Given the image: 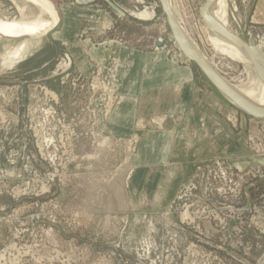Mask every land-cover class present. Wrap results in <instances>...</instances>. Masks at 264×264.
Segmentation results:
<instances>
[{"label": "rangeland", "instance_id": "374dc122", "mask_svg": "<svg viewBox=\"0 0 264 264\" xmlns=\"http://www.w3.org/2000/svg\"><path fill=\"white\" fill-rule=\"evenodd\" d=\"M46 1L58 17L51 31L32 40L0 38V63L22 57L0 76V264H240L225 249L228 225L242 210L233 226L241 256L264 264V120L237 108L184 55L160 0ZM207 1L169 5L224 79L254 87L261 80L256 64L233 59L232 46L212 41L201 13ZM219 7L221 23L264 51V0H219ZM40 19H52L43 6L0 0V24ZM21 45L29 51L16 57ZM103 46L112 51L98 61ZM122 47L195 65L199 103L212 110L214 137H225V145H213L211 162L193 165L179 199L147 215H131L121 203L142 135L164 130L168 120H138L128 138L109 130L120 101L109 76ZM206 219L217 237L205 230Z\"/></svg>", "mask_w": 264, "mask_h": 264}, {"label": "crops", "instance_id": "0c3cea01", "mask_svg": "<svg viewBox=\"0 0 264 264\" xmlns=\"http://www.w3.org/2000/svg\"><path fill=\"white\" fill-rule=\"evenodd\" d=\"M100 49L103 58L97 60L103 61L112 50L107 46ZM113 58L109 80L120 101L108 120L112 134L128 138L138 120H168L164 130L142 135L121 203L131 215H147L177 201L192 175L193 165L197 161L211 162L213 145H225V137H214L212 110L199 103L204 92L195 65L161 52L128 47L117 49ZM6 62L4 57L0 66ZM208 126L213 127L209 133ZM199 145L205 147L199 150Z\"/></svg>", "mask_w": 264, "mask_h": 264}, {"label": "bare ground", "instance_id": "6f19581e", "mask_svg": "<svg viewBox=\"0 0 264 264\" xmlns=\"http://www.w3.org/2000/svg\"><path fill=\"white\" fill-rule=\"evenodd\" d=\"M31 1L39 6H43L44 10H46L52 17L51 21H45V20H35V21H29V22H5L3 24H0V38L6 37L9 39H23V40H32L36 37H41L42 35H46L49 31L52 30L53 26H55L58 22V17L55 12V10L51 11L52 7L49 2L46 0H28ZM164 4L166 5L167 9L173 16L174 22L179 30L180 36L185 44V47L189 53L190 56H192L195 59H198L201 63H203L208 69H210L217 77L219 78L220 82L226 88L228 89L225 91L221 86L216 84L219 89L225 94V96L240 110L243 112L249 114L254 113L256 115H264V51L262 48L259 47H253V51L248 49L247 46H245L243 43L229 37L226 35L223 31L208 26V31L211 34L212 41L216 42H222V45L228 44L232 46L233 52H229L230 56L233 57V59H239L240 61H244V63L250 64L251 62L255 63L259 72V75L261 77L260 82H257L254 87L247 88V89H241L238 87H234L231 85L226 79H224L210 64V62L207 60V58L201 53L199 48L196 46V44L191 40V38L188 37L187 33L184 32L183 28L180 26V23L177 21L174 12L170 8V0H163ZM225 6H227V0H225ZM47 8V9H46ZM210 9V12L208 10ZM206 14V20H209L210 22L216 24L217 26L226 29L230 31L227 23H221L219 18L221 16V21H225L224 12H221V9L219 7V0H215L210 7L208 8ZM227 14V11H225V15ZM142 18L150 19L152 17L151 13L143 12L141 14H138ZM51 27V28H50ZM232 32V31H230ZM174 37V36H173ZM175 38V37H174ZM179 46V45H178ZM180 48V47H179ZM23 50V51H22ZM29 51L28 47L26 45H22L20 48H17L14 52V54L19 56L25 55ZM23 52L22 54H20ZM183 52V51H182ZM185 55V54H184ZM186 56V55H185ZM22 59H15V60H9L2 66H0V71L4 68L9 69L13 68L15 64L18 63V61ZM185 217H189L187 214ZM13 246V245H12ZM15 248V247H14Z\"/></svg>", "mask_w": 264, "mask_h": 264}, {"label": "water", "instance_id": "95a60500", "mask_svg": "<svg viewBox=\"0 0 264 264\" xmlns=\"http://www.w3.org/2000/svg\"><path fill=\"white\" fill-rule=\"evenodd\" d=\"M215 0H208L205 4V6L202 8L201 13L202 16L207 24V26L209 28L214 27L217 28L221 31H223L226 35H228L229 37L243 43L245 46H247L248 49L253 51L252 46L248 45L247 43H245L241 38H239L237 35L233 34L232 32L223 29L219 26H217L216 24L210 22L209 20H206L205 18V11L206 9H208L210 7V5L214 2ZM164 13L167 16V20L169 23V26L171 28V31L176 39L177 44L179 45L180 49L183 51V53L186 55V57L191 61L194 62L205 74L206 76L216 85L218 84L219 86H221L225 91H227L228 89L226 88V86H224L222 84V82H220L219 78L217 77V75H215V73H213L210 69H208L203 63H201L198 59L193 58L192 56L189 55L185 44L180 36L179 30L174 22L173 16L171 15V13L169 12V10L167 9L166 5L164 4L163 0H160ZM1 38H5V39H9L6 37H1ZM12 40V39H10ZM71 66V63H69V67ZM68 67V68H69ZM12 70V68L9 69H2L0 71V76L7 74L8 72H10ZM228 92V91H227ZM249 115L253 116L254 118L257 119H263L264 120V115H256L254 113H249ZM42 168L44 170H47V168L42 165ZM47 174L50 175V172L47 171ZM54 183V182H53ZM54 185L56 186V184L54 183ZM251 207V199L248 196V206L247 209H249ZM246 212V210H242L240 211L239 214V218L236 221H231L228 225L226 234L228 235V237L230 238V244L227 246V249H225V252L234 260H236L237 262H239L240 264H251L248 260H246L244 257L241 256V250L240 247L243 245V242L241 240V238L237 237L234 233H233V226L239 224L242 221L241 216H243V214ZM203 225L205 230L209 231L212 233L213 237H217L218 232L213 228L211 222L209 220H204L203 221ZM21 227L25 226L24 224L20 225ZM6 234H1L0 233V238H5Z\"/></svg>", "mask_w": 264, "mask_h": 264}, {"label": "built area", "instance_id": "2783aa9c", "mask_svg": "<svg viewBox=\"0 0 264 264\" xmlns=\"http://www.w3.org/2000/svg\"><path fill=\"white\" fill-rule=\"evenodd\" d=\"M113 107V106H112ZM110 111H111V108H109V111H108V113L110 114ZM160 122H162V121H160ZM163 123V122H162ZM158 124V123H157ZM139 126H140V123H139ZM142 126H143V123H142ZM51 181L53 182L54 181V179H51Z\"/></svg>", "mask_w": 264, "mask_h": 264}, {"label": "flooded vegetation", "instance_id": "af4514ba", "mask_svg": "<svg viewBox=\"0 0 264 264\" xmlns=\"http://www.w3.org/2000/svg\"><path fill=\"white\" fill-rule=\"evenodd\" d=\"M208 12H210V9L208 10ZM206 14H208V13H206ZM206 14H205V18H206Z\"/></svg>", "mask_w": 264, "mask_h": 264}]
</instances>
